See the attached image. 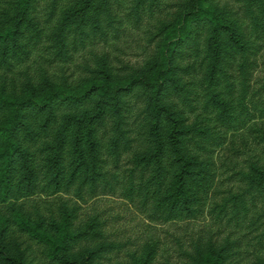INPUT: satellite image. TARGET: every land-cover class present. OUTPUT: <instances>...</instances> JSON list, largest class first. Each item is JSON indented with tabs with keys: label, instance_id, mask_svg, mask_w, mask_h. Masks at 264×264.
<instances>
[{
	"label": "trees",
	"instance_id": "16d2710c",
	"mask_svg": "<svg viewBox=\"0 0 264 264\" xmlns=\"http://www.w3.org/2000/svg\"><path fill=\"white\" fill-rule=\"evenodd\" d=\"M121 1L124 18L138 23L165 0H41L47 33L34 15L38 0H0V239L24 235L51 264H94L117 246L103 239L96 220L75 225L77 205L60 196L84 201L109 184L106 169L130 155L119 195L149 220L195 219L208 202L230 227L220 244H195L184 264H243L247 256L264 264V166L225 170L219 180L216 165L188 146L193 134L196 148L208 152L204 144L219 140L215 126L188 127L184 118L208 113L238 130L251 107L264 117V107L248 104L243 70L254 40L246 29L262 27L259 1L235 0L242 6L235 16L213 0H181L160 22L159 41L141 68L119 74L93 55L73 81L53 73L87 41L115 31L112 6ZM190 50L200 64L186 60ZM236 55L243 59L240 82L228 74ZM193 70L201 77L187 80ZM225 182L235 186L221 192ZM242 237L251 250L242 249ZM155 254L149 245L117 264H151Z\"/></svg>",
	"mask_w": 264,
	"mask_h": 264
},
{
	"label": "rangeland",
	"instance_id": "374dc122",
	"mask_svg": "<svg viewBox=\"0 0 264 264\" xmlns=\"http://www.w3.org/2000/svg\"><path fill=\"white\" fill-rule=\"evenodd\" d=\"M181 0H165L149 15H144L138 23H133L124 18L123 1L114 2L112 12L115 17V31L103 38L87 41L86 45L78 51L73 52L71 59L66 64H61L62 69L54 70L53 73L63 72L73 81L79 75V65L85 62H93L92 57L104 56L113 69L119 74L126 73L130 68H141L146 58L155 50L160 22H166L168 14L176 10V4ZM256 8L260 17L261 28L253 31L246 29V35L254 39L251 53L245 58L246 81L249 85L250 96L248 104L254 102L257 107H264V0H258ZM213 2L224 9H228L236 16L242 15V6L235 0H213ZM43 3L38 0L34 15L39 25L48 32V25L42 11ZM186 60L200 64L201 55H195L193 50L187 52ZM241 56L231 60L228 66V74L232 81L237 80L241 73ZM202 75L201 70H193L185 78L187 80H198ZM200 116V117H199ZM185 124L188 127L199 123H211L215 126L219 140L217 143H205L204 148L208 152L200 151L196 144L200 143L195 135H189L188 146L193 149L200 158H209L218 168L216 176L221 179L220 172L244 171L248 172L251 165L264 166V117L251 107L250 116L244 120L238 130H232L222 126L218 121H212L208 113L199 114L188 112L184 115ZM130 155H123L119 163L106 169L109 184L97 188L94 195L88 196L84 201L74 197L63 195L61 200L67 199L70 204L77 205L75 225L87 221L96 220L101 227V235L106 242L113 243L116 249L102 252L100 258L93 261L94 264H117L130 263L133 257H138L146 246L155 245L156 254L151 264H184L186 256L191 253L195 244H206L213 242L220 244L228 236L230 227L225 219L218 220L211 212L207 202L201 213L190 220L175 222L151 221L141 213L133 204L123 199L120 195L119 182L122 180L124 171L131 167ZM226 174V173H225ZM224 176V174H223ZM220 188L223 192L233 188V183L225 182ZM219 189V188H218ZM221 194L216 197L219 202ZM241 231L233 235V238L241 237ZM246 237H242V249L247 251ZM4 244V245H2ZM81 246L91 249V241L83 240ZM83 256L86 251L77 248ZM25 260L24 264H51L42 249L34 241L24 235L15 234L10 239H0V264H15L14 260ZM243 264H252V258L247 256Z\"/></svg>",
	"mask_w": 264,
	"mask_h": 264
}]
</instances>
